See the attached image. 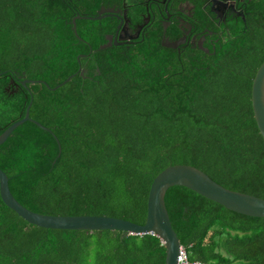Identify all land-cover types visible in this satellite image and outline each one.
<instances>
[{
	"label": "trees",
	"instance_id": "16d2710c",
	"mask_svg": "<svg viewBox=\"0 0 264 264\" xmlns=\"http://www.w3.org/2000/svg\"><path fill=\"white\" fill-rule=\"evenodd\" d=\"M64 5L0 0V134L23 117L30 98V119L43 127L27 121L0 145V169L22 206L143 225L152 180L172 165L264 199V142L251 108L252 80L264 61V15L207 52L165 47L161 29L129 48L100 49V26L78 20L74 34L62 21ZM253 9L264 14V0ZM22 73L49 88L35 83L30 92H8V80ZM164 202L189 261L264 264V218L180 186L169 188ZM164 263L155 235L44 229L0 199V264Z\"/></svg>",
	"mask_w": 264,
	"mask_h": 264
},
{
	"label": "flooded vegetation",
	"instance_id": "af4514ba",
	"mask_svg": "<svg viewBox=\"0 0 264 264\" xmlns=\"http://www.w3.org/2000/svg\"><path fill=\"white\" fill-rule=\"evenodd\" d=\"M59 1L65 2L62 21L65 25L70 24L74 34L76 32L72 29V20L75 21V27L78 20L96 22L105 37V44H110L109 47L135 46L161 29L160 42L176 46L171 49L183 51L190 47L207 52L223 41V38H232V33L247 27L246 23L251 18L260 20L264 15L256 14L253 9L254 4L261 0ZM52 2L56 4L57 0ZM84 17L98 19L89 20ZM27 80L30 79L25 74H17L15 79L8 80L6 90L14 93L21 88L25 93L30 92L29 84L22 86V82Z\"/></svg>",
	"mask_w": 264,
	"mask_h": 264
},
{
	"label": "water",
	"instance_id": "95a60500",
	"mask_svg": "<svg viewBox=\"0 0 264 264\" xmlns=\"http://www.w3.org/2000/svg\"><path fill=\"white\" fill-rule=\"evenodd\" d=\"M97 20L98 18H86ZM72 29L75 31V21L72 20ZM105 44L100 49L109 47ZM165 47L175 48L174 44H165ZM72 76L67 77L61 84L53 87L56 90L67 83ZM41 83L42 81H24L25 84ZM49 88V87H48ZM32 98L25 109L23 118L14 122L0 134L2 145L11 133L27 121H32L37 126L39 123L29 118V109ZM251 108L253 117L264 142V61L258 67L251 84ZM48 131L46 128H44ZM174 186L184 187L215 202L225 209L247 217L264 218V199L228 190L212 181L205 173L188 165H172L162 170L153 180L149 188L146 202V218L143 225L107 216H52L32 212L22 206L11 194L8 186V178L0 169V199L2 203L18 217L30 225L50 230L70 231H120L127 235L142 236L155 235L165 247V263L177 264L180 252V242L172 229L169 216L165 207L164 197L167 190Z\"/></svg>",
	"mask_w": 264,
	"mask_h": 264
},
{
	"label": "built area",
	"instance_id": "2783aa9c",
	"mask_svg": "<svg viewBox=\"0 0 264 264\" xmlns=\"http://www.w3.org/2000/svg\"><path fill=\"white\" fill-rule=\"evenodd\" d=\"M177 264H204L198 261H189L186 250L181 246L179 255L177 257Z\"/></svg>",
	"mask_w": 264,
	"mask_h": 264
}]
</instances>
